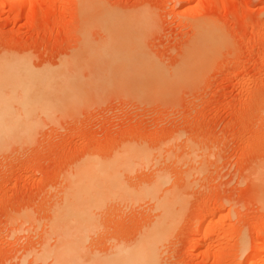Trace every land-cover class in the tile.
<instances>
[{"label": "rangeland", "instance_id": "374dc122", "mask_svg": "<svg viewBox=\"0 0 264 264\" xmlns=\"http://www.w3.org/2000/svg\"><path fill=\"white\" fill-rule=\"evenodd\" d=\"M90 1L0 0V264H103L168 202L156 264H250L264 246V0H92L85 14ZM109 13L140 23L148 72L105 62L110 24L121 31Z\"/></svg>", "mask_w": 264, "mask_h": 264}, {"label": "bare ground", "instance_id": "6f19581e", "mask_svg": "<svg viewBox=\"0 0 264 264\" xmlns=\"http://www.w3.org/2000/svg\"><path fill=\"white\" fill-rule=\"evenodd\" d=\"M92 1V0H91ZM90 1V2H91ZM191 1V0H190ZM83 2H85V1H83ZM97 2V1H96ZM179 3V2H178ZM88 4V3H87ZM91 5H94V4H92V2H91V4L89 5H87V7L86 8H88V12H85V14L87 13H91V12H94V11H89L90 10V7L89 6H91ZM181 5V4H180ZM25 7V6H24ZM85 8V7H84ZM85 10V9H84ZM94 10V9H93ZM101 12H102V10H101ZM92 14V13H91ZM91 14H89L90 16H92ZM95 14V13H94ZM100 13L98 12V14H97V16L99 15ZM103 14H104V11H103ZM107 14V13H106ZM96 15V14H95ZM101 15V14H100ZM110 15V13L108 14V16ZM111 15H112V17H111ZM110 15V17H108V18H110V21H109V24H110V22L112 21L111 19H114L115 18V20H114V25H116L118 28H120L119 29V31H120V34H118L117 33V31H116V29H114V26L112 25V24H110L112 27L110 28V31H111V34L110 35H112L113 33V35L111 36V40H113L115 43H116V49H115V51H112L114 48L112 47V50H111V53L113 54H111L110 52H108V53H110V55L112 56H109L108 55V57L106 56H104L105 57V62H108V64L109 63H111L110 64V66L111 65H113L112 67H114V68H112V67H110V68H112V69H115V67L117 66L118 67V64H119V67H120V70H119V67L117 68L116 67V70H118V72L120 73L121 71H122V69H124V67L126 66V64L125 63H127V61L129 62L128 64H129V66L132 64V62L134 63V64H132L133 65V68H134V70H133V68L131 69V67L129 68V66H128V64H127V66L126 67H128L129 69H131V70H133L134 72H135V70H136V72H139L140 71V69L141 68H147L145 71H147L148 70V68L149 67H151L150 65L151 64H149V67H145V66H143V62L142 61H140L139 59H137V55L138 54H136V51H134V50H132L133 48H135L134 46H133V43L135 44L137 41H138V38H139V36L141 35H138L136 32H134L136 29V27H134L136 24H134V26H132L131 25V23L129 24V26L131 25L132 27H134L133 29H134V31H132L131 30V32H130V28H132V27H130V28H128L127 27V29L125 28L126 26H128V25H125L124 24V22H122L124 19V17H121V19L122 20H120V16H119V14H118V16L119 17H115L116 16V14H115V16H114V14H111ZM97 16H92L93 17V20L92 21H94V18L95 17H97ZM123 16V15H122ZM98 18V17H97ZM96 18V19H97ZM104 18H105V16H104ZM117 18H119V20L117 21V22H119V23H117L116 24V19ZM129 19H130V17H128ZM133 18V17H132ZM95 19V20H96ZM100 20H101V18H99ZM131 20V19H130ZM134 20V23L136 22V20L135 19H133ZM99 21V20H98ZM107 21V20H106ZM127 21H129L128 19H127ZM100 22V21H99ZM105 22V21H104ZM131 22V21H130ZM96 23V22H95ZM112 23V22H111ZM121 23H123L124 24V26L123 25H121ZM125 23H127V22H125ZM97 24H99V23H97ZM139 24V26H140V23H138ZM138 24H137V30H139V28L141 29V27H139L138 26ZM120 25V26H119ZM141 25H143L142 23H141ZM105 26H107V24L105 25ZM104 25H102V27L103 28H106ZM115 26V27H116ZM124 27V29L126 30V31H124L122 28ZM139 27V28H138ZM114 29V31L115 32H113V29ZM108 29H109V27H108ZM136 30V31H137ZM108 31V30H107ZM118 31V32H119ZM124 31V32H123ZM128 31L130 32V33H128ZM125 32H127L128 34H134V33H136V34H134V35H132L133 37L130 39V36L131 35H129L128 37L126 36L127 35V33H125ZM109 33V32H108ZM117 33V34H116ZM121 33H123V34H121ZM125 34V35H124ZM136 35V36H135ZM137 35H138V37H137ZM137 37V38H135V37ZM127 37V38H126ZM107 38H109L108 36H107ZM202 38H204L203 36H202ZM213 38V37H212ZM132 39H133V41H135V42H133L132 41ZM107 40V39H106ZM109 40V39H108ZM111 40H109V41H111ZM131 40V44L130 43H127L128 41H130ZM201 40V39H200ZM203 40V39H202ZM204 40H205V38H204ZM207 40V39H206ZM107 42V46L108 45H110V44H108V43H110V42ZM207 41H209V40H207ZM112 42V41H111ZM114 42H113V44H114ZM203 42V41H202ZM212 42V41H211ZM214 42H215V40H214ZM213 42V43H214ZM126 43V44H125ZM199 43H201V42H199ZM206 43V42H205ZM110 45V46H114V45ZM130 44V45H129ZM202 44V43H201ZM201 44H199L200 46H202ZM206 44H208V43H206ZM216 44V43H215ZM127 46H133L132 48L130 47V48H128ZM199 46V47H200ZM204 46H206L205 44H204ZM211 46V45H210ZM203 47V46H202ZM207 47V46H206ZM205 47V48H206ZM136 49V48H135ZM199 50H200V52H195V54L196 53H198V54H196V57H197V55H199L198 56V58L200 57H202L201 56V50H203V49H201V47L200 48H198ZM208 49V48H207ZM136 50H138V49H136ZM205 51H206V49H204ZM204 51V52H205ZM101 52H103V51H101ZM100 52V53H101ZM107 52L104 54V55H106L107 54ZM140 52V51H139ZM207 52H209V50L207 51ZM207 52H206V54H207ZM102 55V54H101ZM116 57V58H113V57ZM137 56V57H136ZM141 56H144V54L143 55H141ZM205 56V55H204ZM99 57V56H98ZM110 58H111V60L113 61V62H115V63H113V62H110L111 60H110ZM139 58V57H138ZM192 58V55L190 56V59ZM195 58V57H194ZM197 58V59H198ZM203 58V57H202ZM107 59V60H106ZM115 61H114V60ZM142 59V58H141ZM189 59V60H190ZM196 59V58H195ZM195 59H193V62L195 61L196 62V60ZM102 60H103V57H102ZM117 60H118V64H116V62H117ZM143 60V59H142ZM199 60V59H198ZM198 60H197V63H198ZM204 60V59H203ZM101 61V60H100ZM201 61V60H200ZM93 62H95V60L93 61ZM120 62L122 63V62H125V63H122L123 64V66H122V64H120ZM146 61H144V63H145ZM194 62V63H195ZM99 63V62H98ZM113 63V64H112ZM188 63H189V61H188ZM186 64L185 66L187 67V65H189V64H191L192 63V61L189 63V64ZM194 63L192 64V65H194ZM197 63H195V66H197L196 64ZM202 63V62H201ZM201 63H199V64H201ZM94 64H96V62L94 63ZM114 64H115V66H114ZM139 64H140V66H139ZM198 64V65H199ZM146 65H148L147 64V62H146ZM102 66V65H101ZM153 66V65H152ZM194 66V67H195ZM105 67V66H104ZM123 67V68H122ZM125 67V68H126ZM188 67H190V66H188ZM191 67H193V66H191ZM106 68V67H105ZM152 68V67H151ZM151 68H149V69H151ZM190 69V68H189ZM124 70H126V69H124ZM112 72V71H111ZM148 72V71H147ZM142 73H144V70H143V72ZM123 74V72L121 73V75ZM125 74H127V75H129V76H131L130 74H128V73H125ZM124 74V75H125ZM119 75V74H118ZM124 75H122V76H124ZM137 77H139V75L137 76ZM122 78V77H121ZM131 78V77H130ZM140 78V77H139ZM122 79H126V78H122ZM132 79V78H131ZM42 82V81H41ZM126 85V84H125ZM122 86V85H121ZM121 159V158H120ZM122 159H124V158H122ZM125 160V159H124ZM117 162V161H116ZM122 163H125L124 161H122ZM121 162H119V164H121L120 166H119V168L121 167V166H123V164H122ZM128 163V162H127ZM118 164V163H117ZM112 165V164H111ZM110 166V165H109ZM118 166V165H117ZM125 166V165H124ZM123 166V167H124ZM104 167V166H103ZM103 167H96V166H94V168L95 169H93V171H96L97 173H99V174H101V175H104V174H108V175H106L105 176V178H104V180H106V186H108V188H111V187H109V185L110 186H112V188H111V190H114V188H116V186H118V184L117 183H113V181H114V178L112 177V176H114L113 174L114 173H112L111 175H110V173H108V172H106V169L105 168H103ZM115 167H116V164H115ZM126 167V166H125ZM130 167V166H129ZM129 167H128V170H130L129 169ZM90 168H91V165H90ZM92 168H93V165H92ZM106 168H113V167H106ZM119 168H118V170H119ZM116 169V171L115 170H113V171H115L117 174H118V171H117V168H115ZM88 170V173H86V175L88 174V175H90L89 174V170L90 169H87ZM86 169L83 171V173L85 174V171H87ZM108 170V169H107ZM125 170V169H124ZM127 170V171H128ZM109 171V170H108ZM111 171V170H110ZM121 171V170H120ZM123 171V170H122ZM104 172V173H103ZM80 173H82V171H80ZM91 173H92V171H91ZM120 173V172H119ZM123 173H125V172H123ZM80 175H82V174H80ZM85 175V177H88V175L86 176ZM97 175V174H96ZM125 175V174H124ZM83 176V175H82ZM81 176V177H82ZM91 176H93V175H90V177ZM115 177V176H114ZM92 178H94V177H92ZM91 179V178H90ZM103 179V178H102ZM82 180V179H81ZM93 180V179H92ZM96 180V179H95ZM94 180V181H95ZM98 180V179H97ZM163 180V179H162ZM93 181V182H94ZM81 182V181H80ZM96 182V181H95ZM108 182L110 183L109 185H107L108 184ZM162 182V181H161ZM158 183V182H157ZM82 184H83V182H82ZM86 184V183H85ZM92 184V183H91ZM161 184V183H160ZM77 185H78V183H77ZM81 185V184H80ZM103 186H100V188L101 187H103V189L105 188L104 187V184H102ZM76 186V185H75ZM84 186V185H83ZM87 186V185H86ZM154 186V185H153ZM153 186H151L152 188H148L149 190L150 189H153ZM158 186H160V185H158ZM158 186H157V189L156 190H158ZM84 189H87V188H85V187H83ZM155 188H156V185H155V187H154V190H155ZM90 189V188H89ZM91 189H93L92 187H91ZM88 190V189H87ZM101 190V189H100ZM100 190H99V192L97 193V196H99L100 194L99 193H101L100 192ZM106 189H104V191H105ZM111 190H109V195H111L112 194V192H110ZM93 191H95V190H93ZM96 191H97V188H96ZM95 191V192H96ZM102 191V190H101ZM104 191H102V193L104 192ZM119 191V190H118ZM144 191H147L148 192V190L146 189V190H144ZM151 191V190H150ZM73 192V191H72ZM74 192H76V190H74ZM80 192V191H79ZM94 192V193H95ZM139 192V191H138ZM141 192V191H140ZM152 192H153V190H152ZM151 192V193H152ZM156 192V191H155ZM105 193V192H104ZM104 193L102 194V195H104ZM111 193V194H110ZM114 193H115V191L113 192V195L112 196H114ZM148 193H150V192H148ZM99 194V195H98ZM146 194V193H145ZM153 194H155L154 192H153ZM173 194V193H172ZM73 195V194H72ZM79 195V194H78ZM87 195V194H86ZM101 195V196H102ZM108 196V194H105V196ZM139 195H140V193H139ZM141 195H144V193H142L141 192ZM140 195V196H141ZM171 195V194H170ZM75 196V195H74ZM91 196V195H90ZM93 196V195H92ZM91 196V197H92ZM95 196V195H94ZM101 196H99V197H101ZM145 196V195H144ZM149 196V195H148ZM151 196V195H150ZM149 196V197H150ZM90 197V198H91ZM111 197V196H110ZM115 197V196H114ZM143 197V196H142ZM152 197V196H151ZM154 197V196H153ZM81 198V195H80V197L78 198V199H80ZM101 198H103V196L101 197ZM112 198V197H111ZM72 199H73V197H72ZM87 199H89V198H87ZM99 199V198H98ZM106 199V198H105ZM104 198H103V200H105ZM110 198H108V199H106V200H109ZM114 198H112V199H110V200H113ZM91 200H92V198H91ZM101 200V199H100ZM163 200V199H162ZM88 201H90V200H88ZM93 201H95V200H93ZM166 201H168V199L166 200ZM91 202V201H90ZM160 202V201H159ZM164 202V204H165V201H163ZM161 204V207L160 206H158L159 207V209L161 210V208H164V206H162V202H160ZM166 206V215H165V212H164V209H162V211L164 212V215L166 216V217H164V215H163V217H162V220H161V218H159L160 220H158L157 222H155L154 221V224L156 225H154V227L155 228H150L151 230H149V232H148V234H146L136 245H134L133 247H131V248H128V249H126V250H117L116 251V253H114V257H112V255H111V259L109 258V260L110 261H105L103 264H156V260H155V249H156V247H157V245H158V243H159V241H160V238H162L163 237V235H165L167 232H170V229H171V227L173 226V222H174V224H175V215L173 216V213H174V206H171L170 207V204H169V202L168 203H166L165 204ZM170 209V210H169ZM171 209H172V211H171ZM161 211V212H162ZM173 212V213H172ZM168 214V215H167ZM162 215V214H161ZM168 216V217H167ZM174 218V219H173ZM157 223V224H156ZM206 224V223H205ZM60 225V224H59ZM172 225V226H171ZM150 226V225H149ZM153 226V225H152ZM151 226V227H152ZM258 234H259V232H258ZM264 234V233H263ZM263 234H262V236H263ZM205 236V235H204ZM204 239H206V238H204ZM206 240H208V239H206ZM206 240H204V241H206ZM74 241V240H73ZM72 241V242H73ZM64 242H66V240L64 241ZM71 242V243H72ZM161 242V241H160ZM63 243V242H62ZM66 243H70V241L69 242H66ZM66 243L64 244V245H66ZM59 244V243H58ZM74 244V243H73ZM70 245V244H69ZM256 245V247H255V250H254V252H253V254L251 255L252 257H251V259H250V261H249V263L250 264H255V263H257L258 261H259V258H260V254H261V252H264V246H262L261 244H255ZM63 246V245H62ZM159 246V245H158ZM46 247V246H45ZM62 248V247H61ZM63 248H64V246H63ZM59 250V249H58ZM61 251H62V253H63V250L61 249ZM71 251V250H70ZM69 251V252H70ZM60 252V251H59ZM66 252V251H65ZM71 254V253H70ZM48 255V254H47ZM46 255V253H45V256H44V259H46L47 256ZM68 255V254H67ZM66 255V256H67ZM41 257H43V254H42V256L40 255V259H41ZM63 257H65V255L63 256ZM110 257V256H109ZM38 258V259H39ZM52 258V257H51ZM55 258H56V256H55ZM60 258V257H59ZM59 258H57V260H60ZM54 260V259H53ZM60 262V261H59ZM41 263V262H40ZM55 263V262H54ZM49 264V263H48Z\"/></svg>", "mask_w": 264, "mask_h": 264}]
</instances>
